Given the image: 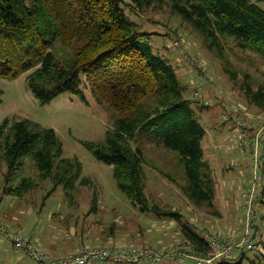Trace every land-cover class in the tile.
<instances>
[{"label": "trees", "instance_id": "trees-1", "mask_svg": "<svg viewBox=\"0 0 264 264\" xmlns=\"http://www.w3.org/2000/svg\"><path fill=\"white\" fill-rule=\"evenodd\" d=\"M155 7L179 19V26L172 24L175 35L181 25L197 33L201 45L233 80L238 74L225 51L232 48L229 40L264 61V9L251 0H0V77L15 79L26 73L30 90L43 103L65 91L84 100L82 84L89 85L96 100L113 109L112 129L105 131L102 142L82 143L97 160L112 166L115 185L131 205L175 221L188 253L208 256L212 247L204 229L183 220L178 209L149 201L143 170L147 155L141 144H131L145 137L149 149L160 147L162 155L150 162L153 167L179 186L194 207L219 215L216 183L201 145L206 130L199 112L209 107L208 102L200 104L199 97L187 95L191 85L179 80L178 60L172 63L170 57L155 52L147 41L154 31L141 30L126 11L138 14ZM188 52L186 48L193 59ZM232 53L239 57L236 50ZM239 88L264 122V69L260 76L243 71ZM1 93L0 89V102ZM28 159L35 167V179L22 174ZM2 163L6 170L1 192L17 199L37 181L49 180L52 186L46 195L60 186L73 203L77 187L89 182L82 176L81 162L63 156L55 130L28 118H6L0 124V168ZM96 203L93 194L91 211ZM244 257L242 249L216 264H242ZM248 263L264 264V246Z\"/></svg>", "mask_w": 264, "mask_h": 264}, {"label": "rangeland", "instance_id": "rangeland-1", "mask_svg": "<svg viewBox=\"0 0 264 264\" xmlns=\"http://www.w3.org/2000/svg\"><path fill=\"white\" fill-rule=\"evenodd\" d=\"M251 1L264 9V0ZM126 11L130 18L139 24L141 30L154 31L147 41L155 52L170 57L172 63L178 60L176 72L179 80L183 84L191 85L187 95L193 97V91L198 88L200 104L208 102L209 107L199 112V121L206 130L201 145L203 156L211 165L212 176L216 183L215 197L219 215L214 216L194 207L180 187L167 180L150 163H154L153 159H160L163 150L160 147L149 149L150 142L145 137H138L139 139L131 141V144L132 146L141 144L147 155V162H143L146 195L151 203L178 209L183 214V220L195 223L209 236L230 240L227 238L229 236L235 241H241L244 238L245 213L244 198L240 192L251 173H249V152L237 150L236 121L258 124L262 121V116L257 108L245 102L239 84L243 78V71L260 76L264 69V61L254 52L240 50L233 40H229L228 44L232 48H227L225 51L238 74L233 80L222 70L218 59L211 56L212 52L209 53L201 45L199 35L189 26L181 25L182 29L178 35L171 31L174 25H180V21L176 16L169 14L165 8H147L138 14L129 12L128 8ZM165 32L169 35H162ZM178 40L182 42L179 46H177ZM186 48L193 59L188 58L185 53ZM235 50L239 55L238 58L232 53ZM0 89L2 91L0 124L6 118L10 120L28 118L44 127H52L62 143L63 156L77 158L82 164V176L89 179L86 185L77 187L73 203L68 202L60 186L46 195L52 186L49 180H35L37 185L22 199H17L3 195L1 192L3 174L6 170L5 164L2 163L0 223L8 226L11 231L30 237L31 234L33 236L38 234L42 238L40 244H37L34 238L31 237V239L41 250L47 245L46 249L50 253H54L58 248L60 254L70 250H74L71 253H75L78 252V240L88 245L96 243L102 245V241L107 240L108 236H112V239L118 237L120 241L112 240V244L118 242L119 246L128 247L131 245H126L123 236L127 235L137 238L140 243L143 241L147 243L137 246L175 252L173 256L147 264H196L194 259L188 257L180 256L184 261L179 260L178 255H188L187 252L190 251L184 246L180 233L175 232L179 229L177 223L173 220L174 223H170L169 219L158 217L151 212H140L131 205L127 197L115 185L112 178V166L97 160L82 143V141L102 142L105 131L112 129L109 116L113 109L105 103L98 102L89 85L82 84L84 100L76 93L65 91L45 103L30 90L26 73L15 79L0 77ZM253 117L257 123L250 121ZM22 169V174L31 175L35 179L36 170L29 159ZM262 170H264V162ZM93 194H96L97 206L91 211ZM258 207L255 219L251 222L252 225H256L254 226L256 234L253 236L252 230L248 237L249 242L254 243L255 247L246 248L244 244H234L229 257L224 260L234 258L243 249L245 257L242 264H249L248 259L258 254L264 246V198ZM9 212L18 218L13 224L12 221L7 222L2 217ZM111 226L112 232H110ZM198 231L202 233L201 230ZM163 232L166 233L163 234ZM0 234V264H12V244L2 233ZM52 237H55L57 242L48 247L50 242L46 243V240ZM107 243L103 245H112L111 242ZM63 245L69 248L66 249ZM84 246L86 245H81L80 249ZM48 250L43 251L47 256H51ZM211 252L214 250L212 249ZM100 264L117 263L107 260Z\"/></svg>", "mask_w": 264, "mask_h": 264}, {"label": "built area", "instance_id": "built-area-1", "mask_svg": "<svg viewBox=\"0 0 264 264\" xmlns=\"http://www.w3.org/2000/svg\"><path fill=\"white\" fill-rule=\"evenodd\" d=\"M198 96L199 90L197 88L193 91V98ZM236 127L238 129L237 150L249 152L248 157L250 159L249 173L251 174L243 184L240 192V195L244 198V238L241 241H235L228 236L227 238L230 240H222L221 237L206 235L214 252L208 256H196L187 252L189 256L195 258L196 264H216V261L224 260V258L229 257V252L234 244H244L246 248L255 247L254 243L249 242L248 237L252 231L251 222L255 219V213L259 209L258 204L264 198V193H262V187L264 186V170H262L264 162V155L262 156V150H264V122L252 124L237 120ZM0 232L8 238L14 248L24 252L37 264H86L96 260H111L119 264H147L158 262L164 257L173 256L175 253L158 251L143 246L124 247L112 245L111 247L96 246L91 248L84 246L78 252L65 255L60 259H54L48 257L43 250L39 249L29 235L11 231L3 223H0ZM180 256L184 257L186 255H178V257Z\"/></svg>", "mask_w": 264, "mask_h": 264}, {"label": "crops", "instance_id": "crops-1", "mask_svg": "<svg viewBox=\"0 0 264 264\" xmlns=\"http://www.w3.org/2000/svg\"><path fill=\"white\" fill-rule=\"evenodd\" d=\"M250 121L251 122H256L257 123V120H255L254 119V117L253 118H251L250 119ZM261 122V121H260ZM233 214V213H232ZM234 216V215H233ZM7 222H11L12 221V224L15 222L14 220L15 219H18L17 217H16V215L15 214H11V212H9V213H7V214H5V215H3L2 216ZM235 217V216H234ZM168 220V219H167ZM169 222L170 223H174L172 220L170 221V219H169ZM169 225V224H168ZM16 230V229H15ZM177 234H179V232H178V230H176L175 231ZM1 233V232H0ZM166 232H163V234H165ZM3 234V233H2ZM29 234H31V233H29ZM142 235H143V233H141ZM1 235V234H0ZM4 235V234H3ZM5 236V235H4ZM124 236V241H125V243H126V245L127 244H129V245H131V246H137V245H142V244H147L146 243V241H143V243H140L139 242V240L137 239V238H133V237H130V236H125V235H123ZM6 237V236H5ZM31 237L32 238H34V240L36 241V243L37 244H40L41 243V241H42V238L41 237H39L38 236V234L36 235V236H33V234H31ZM7 238V237H6ZM113 237L112 236H108V238H107V240L108 241H102V245H99V243H96V244H92V245H88V244H86V243H82V240H78V250L77 249H75V251L77 250V251H79L80 250V246L81 245H86L85 247H89V248H91V247H96V246H104L103 244H108L107 242H111V244H112V240H117V241H119V239H117L116 237H115V239H112ZM7 240H8V238H7ZM159 240V238L157 239V241ZM101 241V240H100ZM48 242H50L49 244H48V247H51V245H53L54 244V242H57L56 241V239H55V237H52V238H50V240H46V243H48ZM84 242V241H83ZM120 242V241H119ZM162 242V240L160 241V243ZM45 243V242H44ZM82 243V244H81ZM114 244H116V245H119L120 243H118V242H115ZM114 244H112V245H114ZM112 245H109V246H106V247H111ZM59 246V245H58ZM64 246V245H63ZM121 246V245H120ZM144 246H146V245H144ZM148 246H150V245H148ZM46 247H47V245H46ZM46 247L43 249V250H48V249H46ZM128 247H130V246H128ZM64 248H66L65 246H64ZM67 248H69L68 246H67ZM66 248V249H67ZM59 248L58 249H56L55 251H54V253H50V251L48 250V252L50 253V255L51 256H49V257H51V258H54V259H60V258H62L63 256H65L66 254H68V253H71V252H74V250H70L69 252H65L64 251V253L63 254H60L59 253ZM184 257H188V258H192V259H194L195 260V258L194 257H192V256H189V255H186V256H184ZM179 260L180 261H184V259L182 258H179ZM102 261H107V260H96V261H93V262H90V263H86V264H100ZM196 261V260H195ZM113 262V261H112ZM115 263H117V262H115ZM12 264H37L34 260H32L29 256H27L25 253H23L22 251H19V250H17L16 248H14L13 247V245H12ZM117 264H119V263H117ZM124 264H131V263H124ZM133 264V263H132ZM143 264H146V263H143Z\"/></svg>", "mask_w": 264, "mask_h": 264}]
</instances>
